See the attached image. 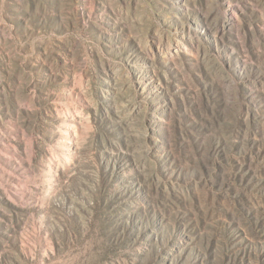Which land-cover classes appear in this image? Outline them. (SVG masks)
Instances as JSON below:
<instances>
[{
	"label": "rangeland",
	"instance_id": "rangeland-1",
	"mask_svg": "<svg viewBox=\"0 0 264 264\" xmlns=\"http://www.w3.org/2000/svg\"><path fill=\"white\" fill-rule=\"evenodd\" d=\"M0 264H264V0H0Z\"/></svg>",
	"mask_w": 264,
	"mask_h": 264
}]
</instances>
